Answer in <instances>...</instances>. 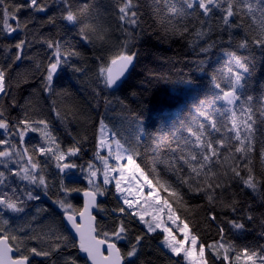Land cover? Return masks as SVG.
Masks as SVG:
<instances>
[{
    "label": "snow or ice",
    "instance_id": "snow-or-ice-1",
    "mask_svg": "<svg viewBox=\"0 0 264 264\" xmlns=\"http://www.w3.org/2000/svg\"><path fill=\"white\" fill-rule=\"evenodd\" d=\"M159 3L164 5V29L173 36L188 40L197 56L205 54V59L198 60L200 71H204L207 54L213 49H219L227 57L224 64L210 76L214 91L199 101V106L195 108L196 115L182 121L170 138L157 137L153 140L150 152L149 148L141 149L138 143H121L114 131L108 139L101 136L93 153V161L102 167H97L93 161L78 164L77 159L83 155L82 144L77 142L62 148L46 120H29L25 116L10 121L3 107H0V130H3L4 135L0 139V146H5L0 147V165L5 169L0 171V264H31L32 256L48 258L50 264H57V260L60 264H77L76 257L69 251L72 248L86 253L92 264H136L145 235L158 230L163 234L161 243L174 256L188 264H208L205 243L201 241L198 244L197 235L190 231L188 223L177 216L167 199L161 203L158 186L165 192L171 190L170 195L179 200L202 195L213 206L215 200L231 194V203L221 204L219 218L215 211H209L208 219L215 224L220 241L207 245L208 255L213 264L216 260L229 261L231 250L236 264H257V260L259 264H264V246L257 251L225 238L226 228L239 235L247 231L244 220L253 219L250 212L243 218L239 215L233 184L238 183L242 188L260 193L261 198H264V173L258 179L251 166L254 155L264 162V92L253 94L249 84L256 51L259 50L264 58V0H159ZM8 4L12 7H8ZM53 4L58 6L61 20L72 25L84 23L81 15L88 6H78L74 0H52L51 4L48 0H0V49L9 52L15 49L9 58L11 63L29 58L25 50L34 43H41L50 50L48 62L37 64L43 78V91L50 95L56 94L53 83L62 66L68 63L69 57L79 55L75 50H65L61 40L51 36L33 33L31 40L27 38L28 25L35 19V14L47 13ZM22 10L29 11L31 15L22 18ZM116 10L125 39L119 51L107 60L103 56L95 57L99 62L97 78L102 80L107 89H118L123 82L122 78L136 59L137 53L132 50V46L143 28L138 15V2L121 0ZM46 22L55 25L56 16H48ZM17 32L24 34L23 37L13 36ZM79 35L91 42L84 28L80 29ZM100 39L103 40V36ZM7 41H11V44L5 47ZM8 68L9 65L0 66V100L9 95ZM73 71L87 74L83 67L73 66ZM100 123V133L103 134L107 125L103 121ZM29 132H38L43 140V144L32 147L31 151L25 146V137ZM162 144L168 148L170 170L175 175V182H165L166 186L160 183L155 168H149L146 172L136 162L137 158L158 153ZM101 151L107 154L100 155ZM39 157H45V160ZM229 158L233 159V165L220 171L224 167L222 162ZM49 161L54 162L57 170V186L62 196L67 198L73 192H83L87 198L82 210H75L68 199L56 201L63 210L67 225L78 233L79 240L77 243L67 236H57V242L50 250L40 247L21 249L14 242L20 239L19 233H29L32 226L14 228L6 214L25 213L26 201L40 199L39 193L34 194V189L42 187L47 190L44 169L48 167ZM11 164L18 165V170L13 171ZM77 171L85 173L84 179L90 190L74 187L69 182ZM13 177L27 181L34 189L23 190L18 185L14 186ZM109 185H112L121 202L112 211L125 218L118 219L110 233L97 232L96 217L91 210L99 207L97 197L106 195ZM145 188L148 189L147 193ZM41 211L46 212L47 209H37V212ZM224 211H230L234 218L223 216ZM162 213L166 214V220ZM78 217L84 223H78ZM32 219L35 220V217ZM132 219L144 226V234L130 238ZM173 226L182 234V238L177 239L173 234ZM101 235L103 239L98 238ZM31 238L36 239L35 236ZM122 240H128L126 251L117 246V242ZM186 243L188 247H185ZM14 247L17 254L15 258L12 255ZM102 248L107 256L103 255ZM217 248L223 249V256L216 251ZM53 252L60 254L57 260L51 259Z\"/></svg>",
    "mask_w": 264,
    "mask_h": 264
},
{
    "label": "trees",
    "instance_id": "trees-1",
    "mask_svg": "<svg viewBox=\"0 0 264 264\" xmlns=\"http://www.w3.org/2000/svg\"><path fill=\"white\" fill-rule=\"evenodd\" d=\"M74 2L78 6H88L81 15L83 24L72 25L61 20L58 6L53 4L47 13L35 14V19L29 23L27 29V38L30 40L33 38V33L51 36L61 40L65 50H75L79 53L78 56L69 57L68 63L62 66L55 77L53 89L56 94L50 95L43 91V78L40 70L37 69V64H46L50 55V50L43 44L34 43L25 50V55L29 58L15 63H11L9 59L15 52L14 48L10 52L0 49V66L9 65L10 77L9 95L0 100V107H3L10 121L25 116L29 120H46L62 148L80 142L83 155L77 159L78 164L93 161L101 121L111 132L117 133L121 143L125 141L134 145L138 143L141 149L149 148L150 152L153 140L157 137L170 138L182 121L196 115L195 108L199 106V101L210 96L214 91L210 80L212 72L219 69L227 57L219 49H213L207 54L204 71H200L198 60L205 59V54L197 56L189 46L188 40L173 36L164 29L163 23L166 22L164 5L159 3V0H133L134 3L138 2V15L143 25L138 39L132 46L137 56L120 87L112 91L104 87L102 80H98L99 62L95 57L103 56L107 60L119 51L125 39L116 10V5L121 0H74ZM48 3L51 4L52 0ZM7 6L12 7L11 4ZM29 15L30 12L25 10L20 13L22 18H28ZM48 16H56L55 25L46 22ZM81 28H84L91 42L81 38L79 35ZM23 35L20 32L13 34L17 38H22ZM101 36L103 40L100 39ZM10 44L11 41L5 42V47ZM73 66L83 67L87 74L74 72ZM249 84L253 94L259 95L264 92V58L261 57L259 50L256 51V62ZM137 116L138 120L135 119ZM3 138L4 135L0 133V139ZM157 143L160 141L157 140ZM41 144L43 140L38 132L25 138V146L29 147L30 151L32 147ZM39 159L43 161L45 157ZM252 160L251 166L259 179L264 173V162H261L258 155H254ZM170 161L168 148L163 144L155 155L150 154L147 158L140 157L136 160L146 172L149 168H155L159 173L157 178L161 184L175 182V175L170 170ZM222 163L224 167L220 171L226 170L234 161L229 158ZM10 167L13 171L18 170L16 164H11ZM0 171H5L3 165H0ZM56 172L54 162L49 161L48 167L44 169L47 176V190L42 187L34 189V186L28 182L13 177L14 186L18 185L23 190L34 189V194L40 195L39 200L26 201L25 213L10 214L14 228L32 226L29 233H19L20 239L14 242L15 246L21 249L40 247L47 251L56 244L57 236H67L75 241L64 225L63 211L56 201L68 199L75 210H82L85 197L83 192H73L67 198L62 196L57 186ZM79 174L77 171L69 182L74 187L90 190L86 180ZM149 178L152 179V176ZM153 183H156L155 179ZM45 191H47L46 195ZM158 191L164 200L167 199L172 204L177 216L189 224L190 231L198 237V244L201 241L205 243L208 264H213L207 252V245L220 241V237L215 224L208 219V214L209 211H215L219 218L221 204L231 203V194L215 200L213 206L207 202L206 197L199 194L179 200L170 195L171 190L165 192L158 186ZM233 191L236 194L235 201L239 215L243 218L250 212L253 219L244 220L247 231L242 234H233L226 228L225 238L231 239L241 247L248 246L259 251L260 247L264 246V198H261L260 193L242 188L238 183L233 184ZM106 192V195L98 197L99 207H96L94 214L98 225L97 232L110 233L118 219L125 217L112 211L121 203L112 185L106 188ZM38 208L47 211L37 212ZM222 214L234 218L230 211H224ZM32 217H35V220ZM144 233V226L136 219H132L130 238ZM33 236L36 239H32ZM99 237L103 239L102 235ZM162 239L161 232L145 235L136 264H186L163 248ZM117 246L122 251H126L128 240L117 242ZM69 251L76 257L77 264H88L87 260L80 256L78 249L72 248ZM216 251L223 256V249L217 248ZM59 255L53 252L51 259L57 260ZM229 257V261L216 260L215 264H236L231 250ZM31 264H50V260L32 256ZM57 264H60L59 260Z\"/></svg>",
    "mask_w": 264,
    "mask_h": 264
},
{
    "label": "rangeland",
    "instance_id": "rangeland-1",
    "mask_svg": "<svg viewBox=\"0 0 264 264\" xmlns=\"http://www.w3.org/2000/svg\"><path fill=\"white\" fill-rule=\"evenodd\" d=\"M49 1H51V0H48V2H49ZM0 133L3 134V130H0ZM32 133H33V132H29L28 135H27L25 138L29 137ZM110 134H111V131L107 128V130H106L103 134H101V133L99 134V139L101 138V136H103V138H105V139H108V138L110 137ZM0 147H5V146H0ZM113 148H115V145H114V144H113ZM106 154H107L106 151H101V153H100V155H106ZM93 162L97 164V167H102V165H100L98 162H96V161H93ZM109 162L112 163L111 160H110ZM79 173H80L79 175H81V176L84 178L85 173H81V172H79ZM85 180H86V179H85ZM25 182H27V181H25ZM86 182H87V180H86ZM109 186H110V185H109ZM101 187L103 188L104 186L102 185ZM107 187H108V186H107ZM89 188H90V186H89ZM144 191H145V193H147L148 189L145 188ZM154 195H155V193H154ZM159 195H160V197H161V203H162V201H163L164 199L162 198L160 192H159ZM98 197H100V196H98ZM59 208H60V207H59ZM60 209H61V208H60ZM61 210H62V209H61ZM150 210H151V209H150ZM62 211H63V210H62ZM161 215L164 216V218H165V220H166V214H165V213H162ZM6 216H8V217L10 218V213L6 214ZM146 218H149V219H150V217H146ZM10 221H11V219H10ZM157 232H160V231L158 230ZM173 234L177 236V239L182 238V234L179 233V232L176 230L175 226H173ZM161 245L163 246V248H164L165 250H167L170 254H172L167 248L164 247V245H163L162 243H161ZM188 246H189V245L186 243V244H185V247H188ZM242 259H243V258H242ZM185 263L188 264L187 261H185ZM257 264H259V261H258V260H257Z\"/></svg>",
    "mask_w": 264,
    "mask_h": 264
},
{
    "label": "water",
    "instance_id": "water-1",
    "mask_svg": "<svg viewBox=\"0 0 264 264\" xmlns=\"http://www.w3.org/2000/svg\"><path fill=\"white\" fill-rule=\"evenodd\" d=\"M131 67H132V66H131ZM131 67L129 68V70L131 69ZM129 70H128V72H129ZM128 72L125 74V77H126V75L128 74ZM125 77H124V78H125ZM124 78H122V79L124 80ZM110 90L113 91V90H115V89H110ZM86 200H87V198L85 197L84 205H85V203H86ZM97 204H98V197H97ZM84 205H83V207H84ZM95 209H96V207L93 208V209L91 210V211H92V214H93L94 216H95V214H94ZM63 222H64V225H65L66 229L68 230L69 234L71 235V237H72V238L78 243V240H79V235H78V233H76L75 230L71 229V228L67 225V222H66V220L64 219V217H63ZM77 222H78V223H84V222H82V221L79 220V217L77 218ZM95 224H96V221H95ZM84 226L87 227L86 223H85ZM98 238H100V237H98ZM100 239H102V238H100ZM101 251L103 252V255H104V256H107V252L104 251L103 248L101 249ZM79 254H80L81 257H83V258H85V259L87 260L88 264H92V261H91L90 259H88L86 253H83V252H80V251H79ZM12 255H13V258H15L16 255H17V254L15 253V248H14V250H13Z\"/></svg>",
    "mask_w": 264,
    "mask_h": 264
}]
</instances>
